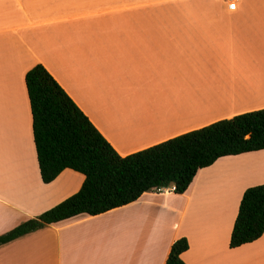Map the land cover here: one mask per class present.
<instances>
[{
    "label": "crops",
    "instance_id": "1",
    "mask_svg": "<svg viewBox=\"0 0 264 264\" xmlns=\"http://www.w3.org/2000/svg\"><path fill=\"white\" fill-rule=\"evenodd\" d=\"M37 64L127 156L264 108V0H0V235L85 180L69 168L42 179L26 86ZM260 184L264 149L224 156L183 194L146 192L3 244L0 264H166L182 237L186 264H264V234L230 247Z\"/></svg>",
    "mask_w": 264,
    "mask_h": 264
},
{
    "label": "trees",
    "instance_id": "2",
    "mask_svg": "<svg viewBox=\"0 0 264 264\" xmlns=\"http://www.w3.org/2000/svg\"><path fill=\"white\" fill-rule=\"evenodd\" d=\"M33 133L42 179L54 181L65 169L85 176L81 189L36 218L0 235V246L81 214L99 215L137 201L146 192L174 187L183 194L198 171L219 158L264 149V108L222 119L122 156L64 87L43 65L26 74ZM264 234V184L249 187L241 200L230 247ZM182 237L166 264H186Z\"/></svg>",
    "mask_w": 264,
    "mask_h": 264
},
{
    "label": "built area",
    "instance_id": "3",
    "mask_svg": "<svg viewBox=\"0 0 264 264\" xmlns=\"http://www.w3.org/2000/svg\"><path fill=\"white\" fill-rule=\"evenodd\" d=\"M229 1V9L230 10H236L237 7V0H228ZM174 191V187L170 188H160L158 192H169Z\"/></svg>",
    "mask_w": 264,
    "mask_h": 264
},
{
    "label": "rangeland",
    "instance_id": "4",
    "mask_svg": "<svg viewBox=\"0 0 264 264\" xmlns=\"http://www.w3.org/2000/svg\"><path fill=\"white\" fill-rule=\"evenodd\" d=\"M110 29V28H109ZM109 29H107V31L109 30ZM106 32V31H105ZM92 37H94V35H92Z\"/></svg>",
    "mask_w": 264,
    "mask_h": 264
}]
</instances>
